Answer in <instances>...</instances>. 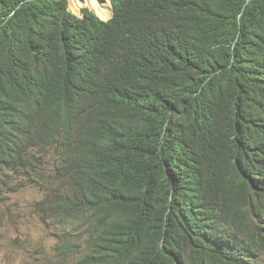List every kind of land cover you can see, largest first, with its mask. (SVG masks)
Here are the masks:
<instances>
[{"label": "trees", "instance_id": "trees-1", "mask_svg": "<svg viewBox=\"0 0 264 264\" xmlns=\"http://www.w3.org/2000/svg\"><path fill=\"white\" fill-rule=\"evenodd\" d=\"M113 1L0 0V202L59 264H264V0Z\"/></svg>", "mask_w": 264, "mask_h": 264}, {"label": "rangeland", "instance_id": "rangeland-1", "mask_svg": "<svg viewBox=\"0 0 264 264\" xmlns=\"http://www.w3.org/2000/svg\"><path fill=\"white\" fill-rule=\"evenodd\" d=\"M97 2L102 0H71L74 3ZM84 8H89L87 5ZM41 198L36 190L25 191L11 197L3 207L4 221L0 225V264H59L54 251L58 229L49 222H44L32 210L35 199ZM2 210V205H1ZM70 261V259H69ZM64 259V264H70Z\"/></svg>", "mask_w": 264, "mask_h": 264}, {"label": "clouds", "instance_id": "clouds-1", "mask_svg": "<svg viewBox=\"0 0 264 264\" xmlns=\"http://www.w3.org/2000/svg\"><path fill=\"white\" fill-rule=\"evenodd\" d=\"M70 1L71 0H68V11L71 13V14H73V15H75L76 17H78L79 19H82V20H84L85 19V17L87 18V15L89 14V15H92L94 18H95V20L97 21V22H101V23H104V24H109V23H111L113 20H114V18H115V15H116V8H115V4H114V1L113 0H102V6L101 5H99L98 3H96V5L98 6V7H100L101 9H103V10H105L106 12H107V14H108V16L107 17H110V20L109 21H105L104 19H106V18H103V17H101L100 15H99V13H98V11L95 9V8H93V7H91L89 4H90V2L89 3H86V2H83L84 4H86L85 6H87V5H89L90 6V9L89 8H84V9H82V11L80 12V13H77V14H75V13H73L71 10H70ZM84 1H88V0H84ZM92 2V1H91ZM110 3V4H109ZM87 11V14H85V12ZM112 11H114L115 12V15L114 16H112ZM99 16V17H98ZM101 17V18H100ZM31 190H36V191H38L39 193H40V195H41V198H42V194H41V192L38 190V189H36V188H28V189H26V190H23V191H21V192H16V193H11V194H7V193H3L2 195H1V202H0V214H1V220L2 221H4V213H3V207H5L6 205H7V202L11 199V197H13V196H15V195H18V194H20V193H22V192H25V191H31ZM41 198H39V199H41ZM39 199H35L34 200V203H33V205H32V210H33V212L38 216V214L35 212V208H34V205H35V201H37V200H39ZM1 205H2V210H1ZM39 217V216H38ZM42 219V218H41ZM3 223V222H2ZM2 225V224H1Z\"/></svg>", "mask_w": 264, "mask_h": 264}, {"label": "bare ground", "instance_id": "bare-ground-1", "mask_svg": "<svg viewBox=\"0 0 264 264\" xmlns=\"http://www.w3.org/2000/svg\"><path fill=\"white\" fill-rule=\"evenodd\" d=\"M96 3H97V2L92 1V2H90L89 5H90L91 7H93V8H95V9L98 11V13H99V15H100L101 17L106 18V17L108 16L107 12H106L105 10L101 9L100 7H98V6L96 5ZM109 4H110V3H109ZM79 13H80V12H79Z\"/></svg>", "mask_w": 264, "mask_h": 264}, {"label": "water", "instance_id": "water-1", "mask_svg": "<svg viewBox=\"0 0 264 264\" xmlns=\"http://www.w3.org/2000/svg\"><path fill=\"white\" fill-rule=\"evenodd\" d=\"M115 15V12L114 11H112V16H114ZM99 17V16H98ZM101 18V17H100ZM105 21H109L110 20V17H107L106 19H104Z\"/></svg>", "mask_w": 264, "mask_h": 264}]
</instances>
